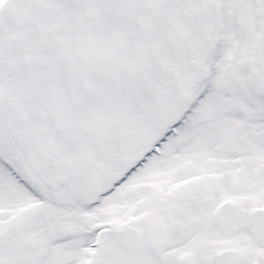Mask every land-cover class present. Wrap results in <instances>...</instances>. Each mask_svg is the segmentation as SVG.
<instances>
[{"label": "snow or ice", "instance_id": "snow-or-ice-1", "mask_svg": "<svg viewBox=\"0 0 264 264\" xmlns=\"http://www.w3.org/2000/svg\"><path fill=\"white\" fill-rule=\"evenodd\" d=\"M0 264H264V0H0Z\"/></svg>", "mask_w": 264, "mask_h": 264}]
</instances>
